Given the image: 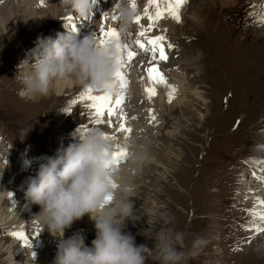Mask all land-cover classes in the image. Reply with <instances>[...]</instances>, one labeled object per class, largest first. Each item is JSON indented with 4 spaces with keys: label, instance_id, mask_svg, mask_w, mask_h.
Listing matches in <instances>:
<instances>
[{
    "label": "rangeland",
    "instance_id": "rangeland-1",
    "mask_svg": "<svg viewBox=\"0 0 264 264\" xmlns=\"http://www.w3.org/2000/svg\"><path fill=\"white\" fill-rule=\"evenodd\" d=\"M145 1L136 0L137 7L133 10L131 0H99L89 23L78 25L76 35L81 39L99 36V22L109 13L105 25L119 31L121 46L130 45L128 37L135 40L136 31H140L135 17L141 16V24H148L147 18L143 17V9L148 4H141ZM200 1L196 0L195 5L203 4ZM252 1L258 6L261 4V1ZM118 2L127 4L134 13L131 27L125 32L121 31L119 11L115 7ZM246 6L247 0H240L234 6L223 8L219 0H215L213 5L204 7L201 25L187 24L189 21L184 20L185 14L181 11V23L163 19L153 30L154 34L166 35L181 53L191 54L189 62H175L179 68L164 69L159 65L169 85L173 81H182L179 88L182 96L181 102L169 109L155 102L158 93L151 101L147 99L152 113L160 117L155 129L149 127L150 120L136 106L131 105L128 109L126 105L132 95L145 91L143 84L127 77L126 92L117 80L118 91L108 94L113 100L121 94L125 96L122 109L127 122L134 126H130L131 129L145 132L150 138V144L144 147L147 155L142 162L138 165L131 162L136 148L134 141L125 150L127 157L118 164L122 178L126 175L129 179L127 183L134 192V211L139 217L127 221L125 231L132 234L137 245L151 249L155 244L152 236L159 231L163 218H168V227L183 232L189 248L197 237L207 241L200 255L188 264H239L231 257L232 233L236 241L246 240L241 248L247 255L241 264H264V255L257 250L264 245V231L256 233L243 227L253 219L245 207H254L258 196L264 195V184L256 178L264 176V164L254 163L264 161V50L260 49L264 47L258 46V40L264 37V26L252 22L249 9L244 11ZM0 8H4L0 16L8 21L0 26V182H4L3 185L0 183V189L10 188L12 199L17 200L19 206L36 209L37 205H30L26 200L28 188H19L30 185L23 183L22 178H36L40 165L47 158L54 157L61 146L66 148L72 143V135L79 128L75 125L79 122H89L91 128L99 127L112 136V128L118 130L119 120L107 118L105 127L96 125L89 119L85 103L72 105L71 100L79 96L80 86H69L59 95L53 92L35 100L21 99L18 95L21 85L15 80L17 66L24 60L33 62L31 54L37 47L38 38L55 39L58 34L70 33L62 21L66 9L60 0H49L43 6L40 3L31 12L28 11V0H13L12 5L10 0H0ZM228 8L232 11L237 8L238 15L222 27L225 24L221 20L222 11ZM153 10L149 8V11ZM113 14L117 20H111ZM250 14L255 23H259L260 14L256 11ZM210 16L218 17L217 21L211 22ZM35 22L41 24V30L30 34L27 28H32ZM163 29L167 31L163 32ZM7 31L11 33L8 36ZM243 37L242 41L235 40ZM129 47L133 51L131 45ZM166 51L171 61L173 53L167 48ZM135 52L137 61L133 63L150 60L149 54L139 47ZM102 92L93 94H106ZM77 110L79 112L75 114ZM37 223L34 222L33 228H40L39 233L45 237L51 235ZM79 232L85 238V244L91 247L95 230L80 229ZM6 233V228L0 227V264H6L8 258H17L24 247L23 241L15 240L14 243L12 237L8 240ZM249 237H253L251 241L259 242L253 246L248 242ZM29 241H32L31 237ZM146 264H158V261L149 259Z\"/></svg>",
    "mask_w": 264,
    "mask_h": 264
},
{
    "label": "clouds",
    "instance_id": "clouds-1",
    "mask_svg": "<svg viewBox=\"0 0 264 264\" xmlns=\"http://www.w3.org/2000/svg\"><path fill=\"white\" fill-rule=\"evenodd\" d=\"M38 3L39 0H28V11ZM60 3L84 20L94 14L93 0ZM118 11L121 31L125 32L131 27L134 13L127 4L120 5ZM7 23L6 18L0 17V26ZM36 45L31 54L33 62L24 60L17 66L15 80L21 85V99L58 94L69 85L106 94L118 91L122 52L117 42L99 45L92 35L81 39L68 33L58 34L55 39L40 37ZM106 135L99 128L84 131L79 127L72 135V143L66 148L61 146L54 157L40 165L26 191L27 202L40 208L33 220L53 237L63 239L65 231L85 215L94 221L96 235L91 247L82 235L74 234L58 251L56 264H146L149 259L158 264H188L197 258L207 241L197 237L189 248L185 234L168 227V218H163L159 231L152 236L155 244L151 249L137 245L132 234L125 231L127 221L139 217L134 211L132 187L123 180ZM143 159L135 152L131 156L134 165Z\"/></svg>",
    "mask_w": 264,
    "mask_h": 264
},
{
    "label": "bare ground",
    "instance_id": "bare-ground-1",
    "mask_svg": "<svg viewBox=\"0 0 264 264\" xmlns=\"http://www.w3.org/2000/svg\"><path fill=\"white\" fill-rule=\"evenodd\" d=\"M12 1L13 0H10L11 5H12ZM47 1L48 0H45V2H47ZM201 1H203V4L202 3H199L198 5H195L196 4V0H190V2L182 9V11L184 12L183 14H185L184 20L185 21H189V23H187V24H189L190 26L196 27L198 25H201L202 24V20H203V13L202 12H203L204 7L206 8L208 6L213 5V2L215 3V0H201ZM237 1H240V0H219L221 6H223V8H227L228 6H234V5H236V2ZM258 1H261V4L259 3L260 4L259 6L256 5L252 0H247V6L244 8V11L248 8L249 9V14L248 15H249L250 19L252 20V22L256 26H261L260 23H257V22L255 23L254 18L250 14L252 11H256V14L257 13L260 14V16H258L259 17V20H260V18L262 16H264V8L261 7V6H264V2H263L264 0H258ZM40 3L41 2L39 0V3L38 4H40ZM141 4L142 5H147L148 3H147V1H145L144 3H141ZM3 12H4V8H0V15H2ZM222 12L224 14L221 17V20H224L225 21V24L222 27H225L226 25H228L231 22V20L232 21L235 20V18L238 15L237 8L234 11H232L230 8L223 9ZM256 14H255V16H256ZM67 15H71V16L74 17V22L77 24V26L78 25L79 26H84V25H86V24L89 23V19H87V20L81 19L78 16H76L75 14H72L69 11L65 10L64 17L67 16ZM216 16H218V15H216ZM210 17H212V16H210ZM210 17H208V18H210ZM217 19H218V17H212L209 20L211 22H215V21H217ZM62 21L64 22V25L66 26L65 21L63 19H62ZM40 25L41 24L39 22H35V23L32 24V28H27V29H30V31H29L30 34H32V33L37 34L36 31H40L41 30L39 28ZM143 25L147 26L145 23H143ZM262 26H264V25H262ZM98 27L100 29V27H101V23L100 22H99V26ZM105 27L106 28H109L106 25H105ZM3 30H5V29L3 28ZM67 30H69V27H67ZM178 30H180V27L178 28ZM176 32H178V31H176ZM229 32H231V31H229ZM10 34L8 32L6 35L8 36ZM39 34H41V33H39ZM150 35L151 36H155L157 34H154V32H153ZM172 35H174V34H172ZM1 36L2 37H5V35L3 36L2 34H1ZM12 36H13V34H12ZM245 37H243L241 39H235V40L236 41L237 40L242 41ZM128 40L130 41V45H131L132 50L133 51H136L138 49V46H135L134 40L131 39L130 36L128 37ZM130 45L128 43H126V44H122V46H121V48H122L121 51H123V52H122V60H121L122 63H121L120 71L122 73H124L126 77H131L133 81H137L138 83H141V84H143V86L146 87V85H148L149 81L147 80V73H146L145 70H146L147 67L150 66L149 59L140 60L137 63L134 62L135 63L134 64L133 61H135V60L137 61V55H136L135 57L132 58L131 62L129 63L128 62V53L129 52H132V51H130V47H129ZM221 45H222V43H221ZM230 45H232V41H231ZM258 46L264 47V37L263 36L260 37V39L258 40ZM213 49H214V47H213ZM260 49L261 50H264V48H260ZM167 50L170 51L171 53H173V56L174 57H173V59L171 61H169L171 59V58H169V60L167 62H161L160 63L161 66L164 69L179 68V66L177 65V63H175L176 61L177 62L179 61L180 63H182V62H189L190 61V58H191V54L190 53H187V52L186 53H181L180 49H178V48H176V49L173 48V49H170V50L167 49ZM218 50H220V49H218ZM226 51L227 50H225V52ZM224 54H226V53H224ZM229 59H230V57H229ZM243 65H244V63H243ZM224 74H225V72H224ZM181 82L182 81H180L179 83L173 81V83L171 84L177 90L176 93H175V98L172 100L171 103H169V96H168V93H169L170 89L167 88V87L165 89V88H161L160 86H158L157 87V93H158V95L155 98L156 99L155 102L162 103L163 106L168 107V109L171 108L173 104L175 105V103L181 102L180 101V98H181L182 94L180 93V89H179V88L182 87ZM69 86H72V85H69ZM69 86H64L62 88V90L58 93V95L61 94L62 92H64L65 88H67ZM85 90L86 89L80 87L77 90V92H78V94H80L81 92H83ZM93 92H96V90H93ZM54 93L57 94L56 92H54ZM159 93H161V95ZM101 94H103V92ZM166 101L168 103H166ZM126 105H127V108L128 109L131 107V105L136 106V108L138 109V111L140 113L144 114L146 116V118H148V120H150L149 109L151 108L150 107L151 105L147 102V98H146L145 91L142 94L140 93L139 95H132L130 97V100L127 101V104ZM78 110L75 112V114H77L79 112ZM127 119L128 118H126V116L123 117L122 120L121 119H118L117 116H114V117H111L110 118V120H112V121L119 120V123L118 124L125 123L126 126H131L132 127L133 125L129 124L127 122ZM159 121H160V117L159 116H156V121L155 122H150V123H148V125H149L150 128L153 127L155 129V126L159 123ZM111 124L112 123H110L109 125L111 126ZM85 125H87V126H89V128H91V124L89 122H85V121L84 122H79L75 126H76V128H78L80 126L83 127ZM103 126L105 127V124H103ZM106 126H107V124H106ZM112 129H111L112 130V134L111 135L114 137V139L111 141V143L114 142L116 145H118V147L121 150L125 151V150H127V148H129V144L135 141L136 148H135L134 152L135 153H138V154H140L142 156H146L147 155L145 153V151H144V147L145 146H148L150 144V138L147 135V133L141 132L139 130L135 131V130L132 129V132L129 134V133H124V132L120 131L119 128H117L118 130H115L114 128H112ZM152 131L157 132L156 130H152ZM154 132H152V133H154ZM152 133H149V134H152ZM11 176H13V172H12ZM32 179H34V178L33 177H29L28 180H25V183H26V181H28L29 182L28 185H29L31 183ZM123 180L127 183V181L129 179L125 175V176H123ZM0 183H1V185L4 184V182H2V181ZM28 187L29 186H21L19 188L25 190V188H28ZM10 193L12 194L13 192L8 187H4V188H1L0 189V227L6 228V232L8 233V234L6 233L7 234V237H8V240H10V238L12 237L10 235L11 232H14V231H23L26 235H27L28 232H30L31 235L28 234V236H29V238L30 237L32 238V241H29L30 244H31V247L26 246L25 243L23 242V246L24 247H22V249L20 250L21 254L17 258H14V260L11 259V258H8L7 260H5L6 261V264H21V262H24V264H25V259L27 260L28 259V256H31V253L32 252L35 253V256H31V258L28 260V264H56V257H57L58 251L64 246V244L66 242L65 240H67L68 238L72 237L74 234H80V235H82L79 232L80 229L81 230H83V229L95 230L94 221L91 220L90 216L85 215L80 221H76L72 225V227L70 229H67L65 231V236H64L63 239H60L58 237H52L51 235H49L48 237H45V236L42 235V233H39V235H36V230L37 229L33 228V224H34V222H36V221L33 220L34 219L33 218V214H35V216L37 214H39V212H40L39 206L36 209H34L31 206H24V205H20L19 206V203L17 202V200H13L12 199V195L10 196ZM262 193L264 194V189H262ZM258 199H264V195L258 196V198L255 200L254 207L250 205L249 207H245V210L246 211L255 210L257 212L264 213V207H261V206H259L257 204V200ZM7 216L10 217V218L8 217L10 219V221H8L9 219L7 220ZM258 223H259V221H258ZM37 225H41V224L38 222ZM42 229H43V226H42ZM40 230L41 229L39 228V231ZM260 233H262V231ZM234 236H235L234 233H232V237H231V240H230V243H229L231 245V248H230V251L232 253L231 257L233 259H236L237 262L239 264H241V262L244 260L245 256L247 255L246 253H243L244 251L241 248L242 243L245 242L246 240L245 241H239V240L236 241L234 239ZM12 239H14V243H15V240L16 241L18 240V239L14 238V237H12ZM54 239H55V241H54ZM259 240H261V239H259ZM258 242L259 241L253 240V241L250 242V244H252L254 246ZM257 250L261 251L262 254L264 255V245L261 248H258ZM240 253H241V255H240ZM10 255H12V252H11Z\"/></svg>",
    "mask_w": 264,
    "mask_h": 264
},
{
    "label": "snow or ice",
    "instance_id": "snow-or-ice-1",
    "mask_svg": "<svg viewBox=\"0 0 264 264\" xmlns=\"http://www.w3.org/2000/svg\"><path fill=\"white\" fill-rule=\"evenodd\" d=\"M41 5L43 6L45 0H40ZM49 2V0H48ZM190 2V0H147L148 6L143 9V17L147 18L148 24L147 26L141 24L142 17L137 15L135 17V23L140 25L139 36L141 39L136 40V45L139 49L145 53L149 54L150 66L146 68L147 80L149 81L148 85L145 87L146 98L151 101L157 95V87L163 86L170 89L169 103L175 98L176 88L172 85H169L167 82V78L164 76L163 72L160 70V62H167L169 59L167 49H173L176 46L172 43L168 42L166 35L160 34L151 36L149 33L153 32L154 29L159 27V22L163 19H171L176 23L182 22L181 11L182 9ZM99 3V0H93V4L96 7ZM120 6L119 2L115 4V7L118 8ZM131 7L133 10L136 9L137 4L136 0H131ZM264 8V6H261ZM149 8L154 9L153 11H149ZM89 17L88 19H90ZM118 17L116 15H111V20H117ZM63 20L66 23V26L69 27L70 33L78 34L77 24L74 22V17L71 15H67L63 17ZM109 20V13L103 15L100 20L101 27L99 29V36H94L99 45H105L109 42L115 41L120 44V33L116 28H106L105 23ZM261 25H264V16L260 18L258 21ZM163 32H166L167 29H163ZM137 53L135 51L128 53V62L130 63L132 58L135 57ZM122 63V61H121ZM117 80L119 81L120 87L122 90L126 92L129 81L124 73L119 71L117 73ZM125 96L121 94L118 99L113 100V98L108 94L103 95H94L93 90L91 88L86 89L81 92L79 96L75 99L71 100L72 105H76L78 103H85L86 107L89 109V119L94 120L96 125H101L106 123L107 118H111L113 116H117L118 119H123L126 116V113L123 112L122 106L124 104ZM119 110V112H118ZM150 122L156 121V116L152 113V110L149 109ZM135 119V117H133ZM239 121H237V125ZM99 128V127H95ZM89 126H83V130H89ZM119 130L124 133H131L132 129L130 126H126L125 123L119 124ZM107 140L112 141L114 139L113 136L106 135ZM110 147L113 151L114 158L119 164L120 160L127 157L128 153L126 151L121 150L118 145L114 143H110ZM254 163L264 164V161H255ZM255 176L256 174L253 173ZM262 184H264V176L256 177ZM12 194L10 193V196ZM257 204L261 207H264V199H258ZM249 215L253 217V219L249 222V225L243 226L246 230L254 231L259 233L264 231V213L257 212L255 210H249ZM259 221V223L257 222ZM10 235L20 241H23L26 246L31 247L29 242V236L26 235L23 231H14L11 232ZM36 235H39V229L36 230ZM253 237L248 238V242H251Z\"/></svg>",
    "mask_w": 264,
    "mask_h": 264
}]
</instances>
